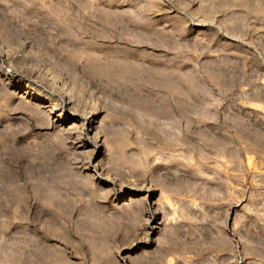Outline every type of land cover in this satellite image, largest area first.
Returning <instances> with one entry per match:
<instances>
[{"label": "rangeland", "instance_id": "obj_1", "mask_svg": "<svg viewBox=\"0 0 264 264\" xmlns=\"http://www.w3.org/2000/svg\"><path fill=\"white\" fill-rule=\"evenodd\" d=\"M0 264H264V0H0Z\"/></svg>", "mask_w": 264, "mask_h": 264}, {"label": "bare ground", "instance_id": "obj_2", "mask_svg": "<svg viewBox=\"0 0 264 264\" xmlns=\"http://www.w3.org/2000/svg\"><path fill=\"white\" fill-rule=\"evenodd\" d=\"M52 80H53V78H52ZM47 104H50V103H47ZM44 108H46V110H47V108L50 109V110H49L50 112H52V111L55 110V109H54V104H53V105H45ZM88 112H89V111H88ZM57 117H58V118H57L55 121L58 122V123H60L61 125H62V124H65V123L68 121V120L66 119V117L63 116L62 113L58 114ZM89 124H90V122H89ZM83 127H84V124H83ZM88 129H90V128H88Z\"/></svg>", "mask_w": 264, "mask_h": 264}]
</instances>
